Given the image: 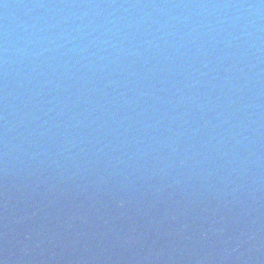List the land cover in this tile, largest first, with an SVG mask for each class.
Segmentation results:
<instances>
[{"label": "water", "instance_id": "water-1", "mask_svg": "<svg viewBox=\"0 0 264 264\" xmlns=\"http://www.w3.org/2000/svg\"><path fill=\"white\" fill-rule=\"evenodd\" d=\"M0 262L264 264V0H0Z\"/></svg>", "mask_w": 264, "mask_h": 264}, {"label": "clouds", "instance_id": "clouds-1", "mask_svg": "<svg viewBox=\"0 0 264 264\" xmlns=\"http://www.w3.org/2000/svg\"><path fill=\"white\" fill-rule=\"evenodd\" d=\"M0 264H3V262H0Z\"/></svg>", "mask_w": 264, "mask_h": 264}]
</instances>
